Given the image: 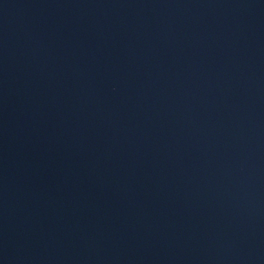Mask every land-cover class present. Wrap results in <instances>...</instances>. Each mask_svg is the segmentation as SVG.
Segmentation results:
<instances>
[{
	"label": "water",
	"instance_id": "water-1",
	"mask_svg": "<svg viewBox=\"0 0 264 264\" xmlns=\"http://www.w3.org/2000/svg\"><path fill=\"white\" fill-rule=\"evenodd\" d=\"M0 264H264V0H0Z\"/></svg>",
	"mask_w": 264,
	"mask_h": 264
}]
</instances>
